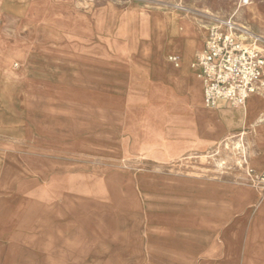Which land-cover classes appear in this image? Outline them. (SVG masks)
<instances>
[{"label": "rangeland", "instance_id": "374dc122", "mask_svg": "<svg viewBox=\"0 0 264 264\" xmlns=\"http://www.w3.org/2000/svg\"><path fill=\"white\" fill-rule=\"evenodd\" d=\"M250 2L17 0L0 12L4 39L33 36L29 53L0 48V264H142L146 248L188 241L200 184L251 188L264 202V168L251 165L264 142L238 113L203 105L193 70L190 105L222 132L202 144L201 126L161 117L126 24L169 13L165 51L191 67L200 40L187 26L231 19L264 40V0Z\"/></svg>", "mask_w": 264, "mask_h": 264}, {"label": "crops", "instance_id": "0c3cea01", "mask_svg": "<svg viewBox=\"0 0 264 264\" xmlns=\"http://www.w3.org/2000/svg\"><path fill=\"white\" fill-rule=\"evenodd\" d=\"M16 1L0 0V12H13L12 6ZM256 11L255 9L250 14H255ZM146 16H149L148 22H145ZM165 16H169V13L145 11L132 17L133 19L126 17V24H133V40L141 46L138 52L144 55L141 61L140 86L150 95L161 117L173 115L188 118L191 124L201 126L202 132L195 131L192 138L202 144L209 143L222 130L214 114L201 107H191L187 91L190 88L192 70L200 87L201 83L197 71L193 67L184 66L182 57L165 51ZM141 17L143 22L139 23ZM187 29H196L199 34L200 41L191 57L193 62L202 48L208 27L198 30L200 27L187 26ZM31 38L33 36L29 33L27 41L12 43L0 35V48L12 53H29ZM161 49L167 54V60L169 56L180 60V65L175 70L172 68L173 72L161 61ZM256 97L262 102H255ZM221 110L238 113L245 124L253 128L254 139L264 142V120L260 118L264 112V97L254 95L239 109L221 103L215 111ZM251 165L257 171L263 169L264 155L252 160ZM197 189L201 194H197L194 205L189 210L193 227L188 241L173 242L171 247H148L147 257L142 264H264V202L259 205L258 195L251 188H237L226 184L205 183L200 184Z\"/></svg>", "mask_w": 264, "mask_h": 264}, {"label": "built area", "instance_id": "2783aa9c", "mask_svg": "<svg viewBox=\"0 0 264 264\" xmlns=\"http://www.w3.org/2000/svg\"><path fill=\"white\" fill-rule=\"evenodd\" d=\"M237 2L238 7H245L249 0ZM212 20L193 65L201 83L203 105L217 109L223 103L243 108L250 97H264V40L231 19ZM168 61L174 68L180 65L176 57L169 56ZM246 173L252 177V170ZM258 179L264 183V174Z\"/></svg>", "mask_w": 264, "mask_h": 264}, {"label": "bare ground", "instance_id": "6f19581e", "mask_svg": "<svg viewBox=\"0 0 264 264\" xmlns=\"http://www.w3.org/2000/svg\"><path fill=\"white\" fill-rule=\"evenodd\" d=\"M250 4H251V2H250V0H249L248 4H247L246 6H249ZM174 20H175V19H174ZM194 59H195V58H194ZM194 61H195V60H193L191 67H193V65H194Z\"/></svg>", "mask_w": 264, "mask_h": 264}]
</instances>
